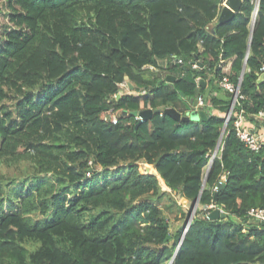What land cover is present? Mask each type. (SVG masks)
<instances>
[{"label": "trees", "instance_id": "trees-1", "mask_svg": "<svg viewBox=\"0 0 264 264\" xmlns=\"http://www.w3.org/2000/svg\"><path fill=\"white\" fill-rule=\"evenodd\" d=\"M224 1L0 0V159L28 153L49 174L27 196L0 185V264H264V223L247 215L264 209V144L248 148L233 117L203 184L230 107L212 93L222 77L240 80L236 111L264 109V0L253 25L254 0L219 23ZM200 95L206 120L165 112ZM160 183L198 203L184 235L153 202Z\"/></svg>", "mask_w": 264, "mask_h": 264}, {"label": "rangeland", "instance_id": "rangeland-1", "mask_svg": "<svg viewBox=\"0 0 264 264\" xmlns=\"http://www.w3.org/2000/svg\"><path fill=\"white\" fill-rule=\"evenodd\" d=\"M253 25V24H252ZM10 98L5 101V106L8 108L12 107L14 103L10 93ZM1 143V139H0ZM23 146L19 147L18 152H22ZM143 168L147 169V166L142 163ZM146 166V167H145ZM45 175H49L48 173ZM44 173L39 172V170L34 165L33 159L28 153H22L13 158L0 159V185L3 187L4 191L8 192L10 189H16V191L21 192L23 196H27L29 189L32 184L36 181L38 176H45ZM161 189L164 190L162 194L154 198V203L158 204L163 215L170 222L171 230L174 231L175 228L182 226L185 228V222L188 217H194V214L198 208V203L194 206L189 202H186L180 195L176 192H171L168 190L163 183H160ZM15 204H17V199H13ZM7 204L5 203L3 207L6 209ZM186 213V216L181 217L182 213ZM34 216V215H33ZM40 215L36 214L34 218H39ZM191 218V219H192ZM248 220H252L248 217ZM248 221L242 223L243 227H247Z\"/></svg>", "mask_w": 264, "mask_h": 264}, {"label": "built area", "instance_id": "built-area-1", "mask_svg": "<svg viewBox=\"0 0 264 264\" xmlns=\"http://www.w3.org/2000/svg\"><path fill=\"white\" fill-rule=\"evenodd\" d=\"M254 4H255V8H254V11L251 17V24H253L255 21L259 0H254ZM171 61L173 63L175 62L182 63L181 59L175 58V57H172ZM191 66L194 68V67L199 66V64L197 62H193L191 63ZM258 73L259 74L264 73V64H262L259 67ZM239 84H240V80L237 82V84H234L231 81H229L226 76H223L222 79L219 81V85L223 89H225L227 92L232 94L231 105L229 107V110L225 114V118H226L225 123H227L230 117H233V128L236 132V135L245 143V145L248 148H250L251 150L257 151L264 144V139L261 137V135H259L258 133L252 130L250 125L247 123V120H246V117L244 116L243 111L242 110L236 111V108H235V107H238V104H239L238 100L239 98L242 97V95L240 94ZM120 86L122 88H125L127 91L130 89L129 84L126 81L122 82ZM120 93L121 92H119V94ZM196 101H197L196 109L197 110L202 109L203 106L205 105L203 96L202 95L198 96L196 98ZM135 117L140 121L143 120L140 116H135ZM101 118L105 122H110L112 124H115L117 123L118 113H115L112 109H109L101 113ZM254 120L264 125V109L259 110L254 115ZM216 146L211 154L210 159H213L217 155L219 149L221 150V141L219 142L218 146L217 147ZM222 179H224V176L222 177ZM219 183H221V181ZM214 189L218 190V186H214ZM210 207H215V208H218L219 210H222V208H219L215 205H210ZM247 215L251 217L253 220H257V221L264 223V209L263 208H254V207L250 208L247 212Z\"/></svg>", "mask_w": 264, "mask_h": 264}, {"label": "water", "instance_id": "water-1", "mask_svg": "<svg viewBox=\"0 0 264 264\" xmlns=\"http://www.w3.org/2000/svg\"><path fill=\"white\" fill-rule=\"evenodd\" d=\"M241 1L242 0H225L223 5H222V9H221L220 14L218 16V19H217L218 22L222 23V22L229 21L232 18V16L234 15V13L239 10ZM249 44H250V42H249ZM249 44H248L247 52L249 50ZM245 67H246V61L243 64L241 74H243ZM263 80H264V73H260L257 81L260 82ZM167 81L173 82L174 76H172V75H170L169 77L167 76ZM199 81H201V80L199 79ZM128 84H129V88L132 89L133 86L130 83H128ZM118 96H119V94H118ZM196 103H197L196 98H193V97L184 101L183 105L185 108V112H187L186 114H182L181 112H179L178 110H176L173 107L165 108V112L175 120H180V119L181 120H206L207 115H206L205 111L203 109L197 110L196 109ZM152 113H153V111L151 109L136 110V111L131 112V114L133 116H140L143 120H149L152 116ZM225 127H226V123H224V125H223L221 134H220V136L218 138V142L216 144L217 146L222 139V135H223V132L225 130ZM212 160L213 159H210V162L206 168L205 177L203 179V184H204L206 177H207V174L210 170ZM221 186H222V183H219L218 189L221 188ZM214 200H216V193L214 194ZM195 203H197V202H195ZM193 206H194V204H193ZM225 217H226V213L222 210H219L218 208H214L207 215V218L212 219V220L218 219V218L225 219ZM191 218H192L191 216L188 217V219L185 222V228L183 231V235H184L188 225L190 224ZM261 223H263V222H261Z\"/></svg>", "mask_w": 264, "mask_h": 264}, {"label": "crops", "instance_id": "crops-1", "mask_svg": "<svg viewBox=\"0 0 264 264\" xmlns=\"http://www.w3.org/2000/svg\"><path fill=\"white\" fill-rule=\"evenodd\" d=\"M163 63V62H162ZM164 64V63H163ZM229 64V63H228ZM228 64L226 65V67L228 66ZM170 76V75H169ZM168 76V77H169ZM167 79V78H166ZM201 81H198L200 83H203V80L200 79ZM213 94L221 97V98H224V97H230V104L231 105V102H232V94H230L229 92H227L225 89H220V90H213L212 91ZM230 95V96H229ZM180 111V110H179ZM183 111H185V108L183 107ZM183 111H181V113L183 114ZM214 113L216 114H220V115H223V113H219L218 111L214 110ZM247 123L250 125V127L252 128V130L256 133H258L259 135H261V137L264 139V125H262V123L260 122H256L255 120H249L247 119Z\"/></svg>", "mask_w": 264, "mask_h": 264}]
</instances>
